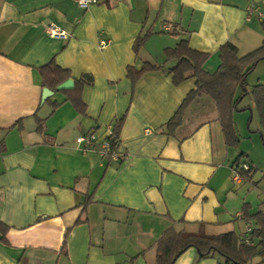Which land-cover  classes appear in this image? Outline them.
<instances>
[{
    "label": "crops",
    "instance_id": "obj_1",
    "mask_svg": "<svg viewBox=\"0 0 264 264\" xmlns=\"http://www.w3.org/2000/svg\"><path fill=\"white\" fill-rule=\"evenodd\" d=\"M98 1L83 9L75 0H0V264H155L156 243L170 227L242 237L256 227L242 206L264 212V189L250 192L251 180L233 179V161L247 152L226 146L209 96L191 102L173 135L161 131L195 88L193 77L172 83L175 62L164 49L185 39L208 54L203 69L214 72L224 43L239 56L261 46L262 18L247 21L245 9L264 14V0ZM49 24L64 34L50 36ZM50 61L69 71L73 86L92 75L83 114L64 90L42 85L39 68ZM145 62L161 68L131 82L127 67ZM246 100L239 106L256 112ZM233 117L244 124L242 114ZM120 119L118 162L101 156L100 143ZM88 132L94 148L82 150L75 140ZM173 264L224 263L199 259L190 247Z\"/></svg>",
    "mask_w": 264,
    "mask_h": 264
},
{
    "label": "trees",
    "instance_id": "obj_2",
    "mask_svg": "<svg viewBox=\"0 0 264 264\" xmlns=\"http://www.w3.org/2000/svg\"><path fill=\"white\" fill-rule=\"evenodd\" d=\"M261 28L264 32V18L261 20ZM147 34L136 38L133 49L135 52L143 45ZM166 61H174L175 64L168 68L167 73L172 76V83L179 85L188 78H195V88L187 93L181 105L173 116L165 123L162 130L171 136L176 127L183 119L184 112L191 102L198 96L204 94L209 96L215 103L218 119L221 124L226 146L238 145L234 123L233 112L248 109L239 107L240 102L247 96L252 99L256 113L259 118L261 130L259 133L264 136V85L256 84L248 89L247 76L255 66L264 60V39L258 48L243 55H238L237 47L232 43H224L220 46L218 56L220 63L214 72H207L203 69V64L208 59V54L193 50L189 47L188 41L180 40L174 47H167L163 51ZM160 65L143 63L140 69L131 66L127 67V77L131 82H135L139 76L152 70H160ZM42 85L52 89L67 80L70 73L50 61L39 68ZM93 84L91 74L85 73L74 81V86L70 90L63 92L67 100L72 103L79 113L85 112V104L81 100V93L85 86ZM122 124V119L117 121L112 128V135L119 142L118 132ZM114 143V142H113ZM116 145L113 146L115 148ZM243 154L238 155L232 163L240 178L251 180L256 172L253 164L242 160ZM108 159V158H107ZM246 164L247 169L240 165ZM249 206L244 204L241 210V217L246 220H254L256 227H251L249 243H245L246 233L239 237L234 232L220 234H206L202 228L196 232L177 231L173 227L166 229L156 243L155 264H173L175 259L186 249L193 247L198 253V258L217 256L224 264H261L264 259V212L258 211L249 214ZM1 239H5V227L0 225ZM255 258H259L257 262Z\"/></svg>",
    "mask_w": 264,
    "mask_h": 264
},
{
    "label": "rangeland",
    "instance_id": "obj_3",
    "mask_svg": "<svg viewBox=\"0 0 264 264\" xmlns=\"http://www.w3.org/2000/svg\"><path fill=\"white\" fill-rule=\"evenodd\" d=\"M260 75L262 76V79H259V81L262 80V83L264 84V61L255 66L253 71L248 74V89H250L252 84H254L256 80H258L257 76ZM243 100L245 104L247 102L246 97ZM233 114H242V122L245 120L244 124L241 123L242 126L240 127L241 124L239 125L237 123V120H234L233 117L234 128L240 139L238 145L233 147L241 146L247 152L243 154L242 158L248 160V157L256 169V172L252 175L251 181H246L248 182V186L250 187V192L254 191L255 189H259V187L264 189V141H262L260 134L258 132H255V128L258 126V115L256 112H251L249 109H245L244 112L243 110H238L233 112ZM235 228L238 232L243 230L244 225L238 223Z\"/></svg>",
    "mask_w": 264,
    "mask_h": 264
},
{
    "label": "built area",
    "instance_id": "obj_4",
    "mask_svg": "<svg viewBox=\"0 0 264 264\" xmlns=\"http://www.w3.org/2000/svg\"><path fill=\"white\" fill-rule=\"evenodd\" d=\"M75 1L77 2L78 6L83 9H87L91 5H95L99 2L98 0H75ZM245 10H246L245 12H246L247 21L251 20L252 14L257 15L258 18H262V19L264 18V14L261 11H259L258 8H256L254 5L247 6ZM46 32L50 36H59L61 34H64V32L61 31V29L54 24L47 25ZM105 43L106 41L103 38L99 39L100 47H103ZM95 140L96 139H95L94 134L92 132H88L84 135L78 136L75 142L79 146V148H81L82 150H87V149L94 148ZM100 144H101V148H100L101 156L108 158L110 160H113V161H118V162L123 159L124 155L120 151L118 140L115 138V136L112 135V130L107 136V138H105ZM114 145H116L115 148H113ZM240 166L243 169H247L246 164H242ZM233 173H234L233 175L234 180H237L240 178L238 173L235 170H233ZM251 231H252L251 227L247 226L245 229V233H246V237L244 240L245 243H249L250 241L249 236H250Z\"/></svg>",
    "mask_w": 264,
    "mask_h": 264
},
{
    "label": "water",
    "instance_id": "obj_5",
    "mask_svg": "<svg viewBox=\"0 0 264 264\" xmlns=\"http://www.w3.org/2000/svg\"><path fill=\"white\" fill-rule=\"evenodd\" d=\"M72 86H73L72 79H67L64 82H62L61 84H59L56 89L57 90H66V89L72 88ZM50 94H51V91L49 89L45 88L43 91V97L45 98Z\"/></svg>",
    "mask_w": 264,
    "mask_h": 264
}]
</instances>
